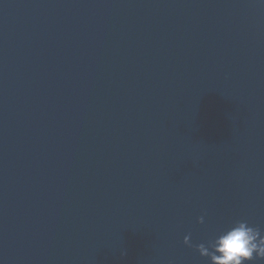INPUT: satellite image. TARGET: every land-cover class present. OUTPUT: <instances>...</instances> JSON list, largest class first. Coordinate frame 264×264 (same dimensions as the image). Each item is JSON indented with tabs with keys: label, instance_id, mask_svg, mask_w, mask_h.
I'll return each mask as SVG.
<instances>
[{
	"label": "water",
	"instance_id": "obj_1",
	"mask_svg": "<svg viewBox=\"0 0 264 264\" xmlns=\"http://www.w3.org/2000/svg\"><path fill=\"white\" fill-rule=\"evenodd\" d=\"M236 221L264 232L258 0H0V264H209Z\"/></svg>",
	"mask_w": 264,
	"mask_h": 264
},
{
	"label": "clouds",
	"instance_id": "obj_2",
	"mask_svg": "<svg viewBox=\"0 0 264 264\" xmlns=\"http://www.w3.org/2000/svg\"><path fill=\"white\" fill-rule=\"evenodd\" d=\"M258 3L264 6V0H258ZM203 222V216L197 218V223ZM183 243L189 245V236L184 237ZM196 250L209 264H255L264 260V232L247 221H236L207 244L197 245Z\"/></svg>",
	"mask_w": 264,
	"mask_h": 264
}]
</instances>
